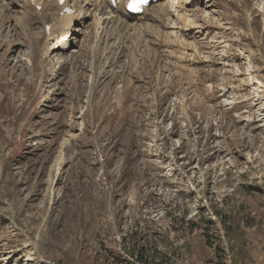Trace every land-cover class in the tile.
<instances>
[{"label":"rangeland","instance_id":"rangeland-1","mask_svg":"<svg viewBox=\"0 0 264 264\" xmlns=\"http://www.w3.org/2000/svg\"><path fill=\"white\" fill-rule=\"evenodd\" d=\"M27 3L0 0V264H264V0H159L98 49L112 15L73 0L70 50L22 38Z\"/></svg>","mask_w":264,"mask_h":264},{"label":"bare ground","instance_id":"bare-ground-1","mask_svg":"<svg viewBox=\"0 0 264 264\" xmlns=\"http://www.w3.org/2000/svg\"><path fill=\"white\" fill-rule=\"evenodd\" d=\"M70 1H72V0H68L67 4L65 6H59L58 2H56V1L44 0L43 3L41 4L43 6L42 10L40 12H38L37 9L34 6H32V3H31L30 0H22L23 6H24V3H27L28 2L27 5H26V8H24V11L30 9L29 11H26V12L23 13V15L28 18V21H26V19L24 18L25 20L22 23V27H23L24 32H25L26 35H23L22 34V38H24L26 36L30 37V39L32 38L33 45H35L38 42L39 39L34 38V35H32V31H33L34 28H37L39 26V24H42L43 25V32H42L43 38H45V37L46 38L54 37L57 40L60 39V38H62V37L68 36L70 30L73 27V23L74 22H77L79 25H83V24L85 25L87 23V21L84 20V14H85V12L82 15V11L84 10V8L82 6H80V5L78 6V9L80 10V12L77 9L78 10V15L71 16L69 13L65 12L64 13V16L63 17L61 16V13L64 12V9L67 6L70 7ZM85 2L87 3V6H88V10L87 11H90V10L94 9V11L98 12L100 14V16L101 15L102 16L112 15L110 18L103 19V21H102V17L101 18H97V21H98L97 26H98V28H101L102 27L103 29H102V32L101 33H99L98 30L96 29V33H93V36H91V44L93 45L94 43H96V45H97L96 46V49H98V46L100 45L101 42H103L104 40H106L105 37L112 38L113 37L112 33L114 35H116L118 32H123V31H125L127 29V27H128V20L130 19V16L128 15V12L126 10V6L123 9H120V8L113 9V5H112V2L111 1H107V0H97V1H94V0H85ZM37 4L38 3L35 2V5H37ZM126 4H127V0H126ZM7 5L9 6L8 3H7ZM10 6H13L14 7L13 4L10 5ZM11 10H12V7H11ZM161 10H162V8H161ZM7 11H9L8 8H7ZM149 11H150V8H147V11L142 16H147L148 13H149ZM15 14H17V13H15ZM32 16L38 18L39 19L38 20L39 23L36 24V25H33V26H29L28 22H31L30 20H31ZM43 17L47 18V23H45V25H44V19H43ZM147 18L148 17H146V19ZM158 18L160 19V17H158ZM79 19H83L84 21L82 23H80ZM7 20H8L7 17L5 19H2L3 25H6V24L8 25V22L9 21L7 22ZM51 24L53 25L52 26V29H51V34L48 35L46 27L48 25H51ZM2 27L4 28V26H2ZM26 29H27V31H26ZM105 29H108L106 32L109 31L110 34L104 35ZM28 31H31V32L29 33ZM150 33H153V30H152V32L150 31ZM156 33L157 32H155V34ZM53 34H55V35H53ZM134 34H135V32H134ZM14 35H15V38L21 36V34L19 32H17V31H16V34H13V36ZM159 35H160V33H159ZM8 37L10 38L11 36H8ZM100 37H101V39L99 40ZM113 39H115V38H113ZM17 45L18 46H21L22 45V41L19 40V39L18 40L16 39V41L14 43H12V46H14V50L15 51H17V49H15L17 47ZM31 45H32V43H30L29 46H31ZM9 46H11V44H9ZM35 46H38V45H35ZM31 48H32L31 52L34 53V51H35L34 49L36 47L31 46ZM96 49H95V52H96ZM32 57H33L32 59H33V62H34L35 55L32 54ZM109 58H112V57L109 56ZM91 59L92 60L95 59V54H94V56H92V54H91ZM114 60H115V57L113 56V58L111 59V63H114ZM32 67H34V65H32ZM258 86H259V84H258ZM261 93H264V90H262Z\"/></svg>","mask_w":264,"mask_h":264},{"label":"snow or ice","instance_id":"snow-or-ice-1","mask_svg":"<svg viewBox=\"0 0 264 264\" xmlns=\"http://www.w3.org/2000/svg\"><path fill=\"white\" fill-rule=\"evenodd\" d=\"M140 3H143L145 2V0H139ZM136 3H137V0H133V3L131 5V7L135 8L136 7Z\"/></svg>","mask_w":264,"mask_h":264},{"label":"trees","instance_id":"trees-1","mask_svg":"<svg viewBox=\"0 0 264 264\" xmlns=\"http://www.w3.org/2000/svg\"><path fill=\"white\" fill-rule=\"evenodd\" d=\"M141 259H142V258H141ZM141 259H140V260H141Z\"/></svg>","mask_w":264,"mask_h":264}]
</instances>
